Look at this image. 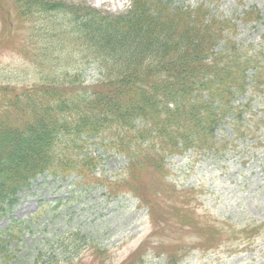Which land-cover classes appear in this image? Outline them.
Listing matches in <instances>:
<instances>
[{"label": "trees", "instance_id": "trees-1", "mask_svg": "<svg viewBox=\"0 0 264 264\" xmlns=\"http://www.w3.org/2000/svg\"><path fill=\"white\" fill-rule=\"evenodd\" d=\"M67 5L0 0L4 22L16 31L19 19L25 33L37 38L34 43L47 47L43 63L53 64L49 71L74 68L67 56L82 54L101 67V77L89 85L69 69L60 83L9 90L0 98V219L4 206L11 207L37 175L65 177L97 163L87 152L95 138L106 148L128 152L138 142L131 170L144 160L140 174L158 167L167 154L217 148L215 132L225 117L231 112L241 117L231 103L247 90L248 70H259L264 62L225 34L234 26L230 20L222 22L203 6L134 0L127 11L110 15L95 8L81 14L79 5ZM54 13L65 19H53ZM41 19L48 24L39 25ZM53 53L59 63L50 60ZM255 78L259 89L262 74ZM8 94L13 96L7 100Z\"/></svg>", "mask_w": 264, "mask_h": 264}, {"label": "rangeland", "instance_id": "rangeland-1", "mask_svg": "<svg viewBox=\"0 0 264 264\" xmlns=\"http://www.w3.org/2000/svg\"><path fill=\"white\" fill-rule=\"evenodd\" d=\"M4 1L11 5L12 0ZM66 1L69 5L81 4L119 14L130 7L133 0ZM201 1L175 0L178 5L191 7ZM253 6L264 11V0H219L214 11L230 17L241 15L243 9ZM51 16L58 21L65 19L57 13ZM4 18L0 11V86L11 84L21 88L45 82L60 83L65 76L63 71H73L71 65L61 67L63 71H49L53 64L43 63L50 53L47 47L34 43L37 38H30L33 32L25 33L19 19L16 26L20 29L14 31L11 22H4ZM46 24V20L39 22V25ZM36 34L41 35L40 31ZM69 35L74 36L71 27ZM237 37L260 49L264 45V26L240 21ZM49 57L53 63H59L56 53ZM67 58L73 60L70 56ZM75 62L88 82L100 77L99 65L86 56L75 58ZM245 101V98L240 100ZM252 113L264 115V95L259 94L254 99ZM223 126L218 137L229 138L227 148L203 154L191 150L167 160L173 171L171 179L179 187L197 189L192 197L198 200L199 213L208 214V219L226 227V238L230 239H221L219 251L204 254L199 249L193 250L180 264H264V140L259 144L248 136L231 141L235 133L228 121ZM262 129L264 134V126ZM103 159L98 173L104 174L105 185H89L75 176L62 180L46 174L20 193L19 201L0 220V245L5 247L0 264H48L45 262L58 261L69 250L71 258L76 256L72 264H122L127 259L150 234L152 224L147 210L138 206L133 193L113 194V197L109 192L110 179L122 178L125 184L123 168L127 158L112 153ZM10 215L18 221L24 220L25 225L20 228L11 223ZM250 225L262 226L261 233L253 236L255 232L251 228L248 236L240 237L234 231ZM153 227L157 240L160 231L157 226ZM18 230L21 233L13 234ZM169 231L174 238L177 229ZM194 239L193 236L185 238L187 242ZM97 247L107 251L97 253ZM146 257V264H167L164 256L148 254Z\"/></svg>", "mask_w": 264, "mask_h": 264}]
</instances>
